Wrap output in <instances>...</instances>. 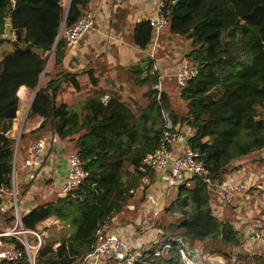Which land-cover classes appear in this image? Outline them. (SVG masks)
<instances>
[{
    "label": "trees",
    "instance_id": "1",
    "mask_svg": "<svg viewBox=\"0 0 264 264\" xmlns=\"http://www.w3.org/2000/svg\"><path fill=\"white\" fill-rule=\"evenodd\" d=\"M89 1L71 0L65 14L63 0H0V35L10 18L16 35L12 43L23 53L18 63L12 62L18 71L5 72L0 63V189H12L15 139L9 131L19 108L17 90L21 85L35 89L61 25L72 26L88 11ZM163 13L170 32L187 39L184 60L198 68L197 76L178 87L184 113L174 108L166 91L153 88L159 72L152 70V59L145 72L119 65L70 70L62 67L67 47L59 36L52 68L45 70L28 114L43 119L19 139L48 133L70 141L87 174L62 196L42 199L32 194L33 204L20 212L27 229L51 215L62 224L60 229L46 228L35 264L79 263L99 225L122 208L132 196L130 187L139 184L138 167L159 144L165 112L172 128L192 127L188 144L212 182L226 181L246 165L239 160L264 150V0H167ZM152 37L148 20L135 24V45L145 49ZM253 160L264 166L262 157ZM147 174L153 177V171ZM211 191L199 176L189 186L178 184L155 221L158 237L143 250H133L132 264H186L184 255L195 264H264V255L236 251L242 246L240 232L214 213ZM16 198L18 204V193ZM233 201L224 205L234 207ZM11 211L12 206L4 211L5 218H14ZM182 236L187 244L179 240ZM8 241L22 256L0 259V264H29L21 241L12 236Z\"/></svg>",
    "mask_w": 264,
    "mask_h": 264
},
{
    "label": "crops",
    "instance_id": "2",
    "mask_svg": "<svg viewBox=\"0 0 264 264\" xmlns=\"http://www.w3.org/2000/svg\"><path fill=\"white\" fill-rule=\"evenodd\" d=\"M157 3L158 0H90L87 10L93 13L94 26L79 42L67 47L62 67L70 70L81 69L87 65L100 70H110L118 65L123 68H132V65L139 62L141 58L150 55L152 49V44L141 49L133 43V28L138 18L156 15ZM157 41L149 61L152 59V66L156 67L163 76L162 90L170 95L173 103L180 89L174 77L169 75H173L186 62L184 51L187 48V39L171 33L166 24L160 30ZM49 62L46 69L52 68L51 57ZM43 78L44 75L41 81ZM33 92L30 94V88L25 85H21L17 90L19 108L9 131L14 139L18 133L19 135L21 132L28 133L37 128L43 119L39 115L28 117ZM173 106L177 109L174 103ZM22 109H26L28 113L23 115L17 124L16 120ZM40 139L46 145L40 165L25 166L24 159L27 157L29 146ZM71 146L70 141L58 139L48 133L34 139L26 136L20 140L18 137L13 166L14 187L20 196L19 212H27L33 204L32 194H38L42 199L53 198L56 193L62 196L59 187L66 176L68 152L73 149ZM263 151L255 152L247 159L239 160L238 162L246 163V165L229 176L247 184V189L235 195L234 207L218 201L213 188L209 202L216 215L223 220L231 221L239 230L242 246L236 251H245L249 255H264V238H258L259 229L252 227L256 219H261L264 223V166L256 165L255 160L251 161L252 158L264 159ZM152 175L153 177L148 175L149 182L139 186L122 208L114 213L113 220L110 222L112 230L136 251L143 250L149 242L156 240L161 230L155 226V221L160 216L163 206L176 194L177 186L169 182V169L153 171ZM11 192L5 189L0 190V195L3 197L0 204V231L14 226V218L7 219L3 214L10 206L13 213L14 199ZM51 225L59 229L62 227L59 219L51 215L41 221L36 228L44 231L46 236V228ZM8 237L10 236H0V250L13 246L8 241ZM204 257L209 258L211 262L215 261V258L210 256L202 258ZM100 264H114V262L107 261Z\"/></svg>",
    "mask_w": 264,
    "mask_h": 264
},
{
    "label": "built area",
    "instance_id": "3",
    "mask_svg": "<svg viewBox=\"0 0 264 264\" xmlns=\"http://www.w3.org/2000/svg\"><path fill=\"white\" fill-rule=\"evenodd\" d=\"M167 0H158L156 15L144 18H138L137 22L148 20L153 27L151 56L154 52L160 30L167 24V19L163 13V7ZM94 26V16L91 11H86L77 21L70 27H62V34L66 47H70L79 42L85 34H87ZM153 71H157L153 67ZM198 68L191 62H184L179 70L169 75L174 77L177 85L181 88L186 85L189 79L197 76ZM163 76H158V82L153 85L159 92L162 91ZM165 115V123L161 132L158 146L152 151L145 154L138 167L141 173L139 184L137 187H130L129 193H135L139 186H143L149 182L148 171H164L169 169V182L175 186L184 184L189 186L193 177L199 176L205 179L216 194L217 200L221 203L231 202L237 193L243 192L247 188V184L243 181H236L229 177L226 181H210L208 178V170L199 159L198 152L192 150L188 144V138L192 134L193 129L189 124L183 127H171L170 119L167 112ZM19 133L15 138V146ZM46 145L43 140H36L29 146L27 157L24 159L25 166H38L41 163V157L45 151ZM14 166L12 169V195H13V213L14 226L8 227L0 231V236L17 237L24 246L29 264H35V257L39 248L44 243L45 232L40 229H27L22 225L19 207L16 202V190L14 187ZM87 172L84 169L83 162L78 153L72 149L68 152L66 176L60 184V192L62 195L74 190L84 179ZM3 190V189H0ZM113 216L105 219L95 232L94 242L91 248L81 258L78 264H100L101 262L113 261L114 264H132L135 259V251L121 236L112 230L110 222ZM254 229H259L258 238H264V223L261 219H256L252 223ZM180 240V239H179ZM22 256V252L14 246H7L0 250V259L8 261H16ZM185 256L186 264H195L190 258Z\"/></svg>",
    "mask_w": 264,
    "mask_h": 264
},
{
    "label": "rangeland",
    "instance_id": "4",
    "mask_svg": "<svg viewBox=\"0 0 264 264\" xmlns=\"http://www.w3.org/2000/svg\"><path fill=\"white\" fill-rule=\"evenodd\" d=\"M63 4L66 5L67 4V0H63ZM15 33L13 32V39H15ZM3 43L1 44L0 48H1V53H0V63H2V67H4V71L5 72H10V71H15V70H19L17 64H12V62L18 63L19 59L23 58V53L18 51V46H14V44L11 41H4L2 40ZM157 41V40H156ZM158 42V41H157ZM155 46V45H154ZM158 46V45H157ZM156 46V48H157ZM152 48V46H151ZM50 55V54H49ZM47 61V60H46ZM46 63V62H45ZM50 64V62L47 64V66ZM12 66V67H11ZM45 74V72H44ZM41 75V74H40ZM39 75V76H40ZM33 92V89H30V94ZM178 95V94H176ZM175 100L173 101L174 105L176 106L177 110L181 111L182 113H184V103L182 102V100L180 99L179 95L177 96V98H174ZM26 109H22L20 110L19 114H18V119L16 120L17 124H19V121L21 120V118L23 117V115H25L26 113H28V111L26 112ZM18 135V134H17ZM264 153V151H263ZM264 157V155H263ZM247 189V188H246ZM241 193V192H240ZM261 243V242H260ZM263 245V244H262ZM133 249V248H132ZM242 262H246L248 260L246 259H242ZM249 261L251 262V260L249 259ZM254 262V261H253ZM245 264V263H244Z\"/></svg>",
    "mask_w": 264,
    "mask_h": 264
},
{
    "label": "water",
    "instance_id": "5",
    "mask_svg": "<svg viewBox=\"0 0 264 264\" xmlns=\"http://www.w3.org/2000/svg\"><path fill=\"white\" fill-rule=\"evenodd\" d=\"M70 1H71V0H68V1H67L65 14H66L67 11H68ZM62 27H63V24H62L61 27H60L59 33H58L57 38H56V42H57V40H58V38H59V36H60V32H61ZM12 39H13V32H12V27H11V23H10V18H7V19L5 20V24H4L3 32H2V34L0 35V40L11 41ZM56 42H55V44H56ZM55 44H54V46H53V49H52L51 52H50V55L48 56V59H47L45 65H44L43 70H42V72H41V75H40V77H39V79H38V82H37L36 87H35L34 92H33V96H32V99H31V103H32V101H33V99H34V97H35V95H36V91H37V89H38V87H39V84H40V82H41L42 76L44 75V72H45V70H46V67H47L48 61H49L50 57L52 56V53H53V50H54ZM149 59H150V55H147L146 57L141 58V60H140L139 62H137V63H135V64L132 65V68H133L134 70H143V69H145L146 67H148V61H149ZM240 238H242V237L240 236ZM180 241H181L183 244H187V243H188V238L185 237V236H182V237L180 238ZM189 252H190V255H193V253H194V251H189Z\"/></svg>",
    "mask_w": 264,
    "mask_h": 264
}]
</instances>
